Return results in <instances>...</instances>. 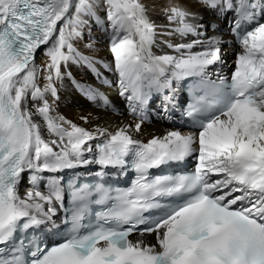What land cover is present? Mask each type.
I'll use <instances>...</instances> for the list:
<instances>
[{"label":"snow or ice","instance_id":"obj_1","mask_svg":"<svg viewBox=\"0 0 264 264\" xmlns=\"http://www.w3.org/2000/svg\"><path fill=\"white\" fill-rule=\"evenodd\" d=\"M193 2L215 20L233 14L241 51L230 79L218 71L213 79L224 34L186 6L169 4L157 25L141 0H0V264H264V0ZM85 28L84 47L94 53L102 39L111 63L74 46ZM157 44L175 54H156ZM69 64L87 66L98 80L97 64L113 72L134 124L94 134L54 115ZM189 78L192 102L182 115L192 118L190 130L136 139L152 94L167 90L168 112L175 85ZM73 84L107 106L102 92ZM189 157L194 172L150 171ZM93 164L99 180L82 182L77 169ZM109 169L136 176L112 189L103 181ZM25 171L31 186L21 195ZM106 202L101 222L82 231L89 205ZM134 233L140 239H130ZM42 235L57 242L49 246Z\"/></svg>","mask_w":264,"mask_h":264},{"label":"bare ground","instance_id":"obj_2","mask_svg":"<svg viewBox=\"0 0 264 264\" xmlns=\"http://www.w3.org/2000/svg\"><path fill=\"white\" fill-rule=\"evenodd\" d=\"M73 3H75V0H73ZM141 3L146 6L149 17L157 25L166 23L162 17V9L167 7L169 4L186 6L191 11L203 13L205 16V21L209 19V13H206L205 10L195 4L193 0H141ZM230 20H232V17L229 16L228 20H225L223 17H221L219 20L213 19L212 21L215 23L216 28L221 33L222 28H224V24ZM90 23L94 22L90 21ZM82 32L83 38L74 41V46L85 55H93L94 58L103 59L105 63H111L112 57L105 46V42L102 39H98L96 43V51L93 53L84 47L85 44L90 42L88 39V29L85 28L82 30ZM209 34H211V31H209ZM92 35L93 37H102L103 34L98 28H94ZM159 39L160 37L158 36L157 40ZM188 39H191V37ZM174 42H178V39L174 38ZM233 47L234 46L232 42H228L223 39L220 55L221 59L225 60V63L233 58L232 53L229 51ZM198 50L199 49H196V51ZM43 51L44 50L42 48L37 52L36 55V62L40 66H43L45 63H47V59L44 57ZM153 51L156 54H163L164 52L175 54L172 53L171 49L162 48L159 44L154 46ZM224 66L225 64H221L219 69H214L213 76H216L217 71L219 74H221L220 70L224 68ZM96 67L102 73V77L99 80L96 78V75L93 73V71L87 66L69 64L65 71L71 73V78L66 77L62 84H57L59 97L56 100L55 113L53 114L55 115L58 113L63 115L68 120L75 122L94 134H96L95 130L97 128H104L107 129L108 132L114 133L117 128L123 126L124 124H134L135 118L130 114L128 101L119 95L118 82L116 81L115 83H112L111 86L103 83L102 80L104 77H106L108 80L110 79L108 78L110 77V73L99 64H97ZM73 80H75L78 85L82 86L85 90L88 86H91L93 89H96L99 92H105L104 96L108 101L107 106L104 105V101L100 100L99 96H97L96 102L94 104L92 100L88 99L84 95V93L81 91V87H78L77 84H73ZM39 83L42 87L44 81L41 79ZM49 100H51L50 96ZM109 106L113 109L108 108ZM156 114L157 116H160L161 111H158ZM83 116L90 117L89 123H84V121L81 119ZM170 130H179L182 132L189 131L188 129L181 128L178 125L166 123L160 119H154L151 122L145 121L142 125V131L140 133H133V135L136 139L142 140L146 143L153 136H162ZM44 135L45 138H48L46 132ZM90 143L94 146L96 141L94 140ZM31 175L32 173L28 171L22 173L21 181L18 185V191L21 195H23L24 192L31 186Z\"/></svg>","mask_w":264,"mask_h":264},{"label":"rangeland","instance_id":"obj_3","mask_svg":"<svg viewBox=\"0 0 264 264\" xmlns=\"http://www.w3.org/2000/svg\"><path fill=\"white\" fill-rule=\"evenodd\" d=\"M230 17H232V16H230ZM161 114H164V112H161Z\"/></svg>","mask_w":264,"mask_h":264}]
</instances>
